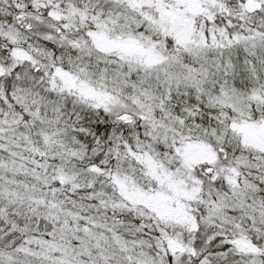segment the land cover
Masks as SVG:
<instances>
[{
    "label": "snow or ice",
    "instance_id": "1",
    "mask_svg": "<svg viewBox=\"0 0 264 264\" xmlns=\"http://www.w3.org/2000/svg\"><path fill=\"white\" fill-rule=\"evenodd\" d=\"M0 264H264V0H0Z\"/></svg>",
    "mask_w": 264,
    "mask_h": 264
}]
</instances>
